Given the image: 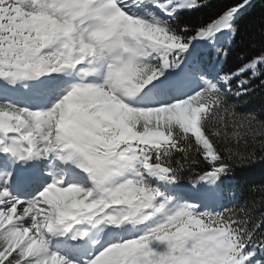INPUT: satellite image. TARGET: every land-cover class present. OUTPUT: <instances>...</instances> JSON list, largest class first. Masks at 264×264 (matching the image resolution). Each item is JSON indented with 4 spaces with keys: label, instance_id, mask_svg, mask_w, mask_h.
Segmentation results:
<instances>
[{
    "label": "snow or ice",
    "instance_id": "obj_1",
    "mask_svg": "<svg viewBox=\"0 0 264 264\" xmlns=\"http://www.w3.org/2000/svg\"><path fill=\"white\" fill-rule=\"evenodd\" d=\"M258 164L264 0H0V264H264Z\"/></svg>",
    "mask_w": 264,
    "mask_h": 264
},
{
    "label": "trees",
    "instance_id": "obj_2",
    "mask_svg": "<svg viewBox=\"0 0 264 264\" xmlns=\"http://www.w3.org/2000/svg\"><path fill=\"white\" fill-rule=\"evenodd\" d=\"M208 13V10H201V12L195 13L192 17L193 21H197L199 17L206 16ZM235 61V53H233L232 57L230 58L228 65L231 66V64ZM236 182L242 184L247 187L249 184H261L264 183V164H258L255 167L246 170L243 173L237 174ZM243 195L246 198H251V193H248L245 191Z\"/></svg>",
    "mask_w": 264,
    "mask_h": 264
}]
</instances>
